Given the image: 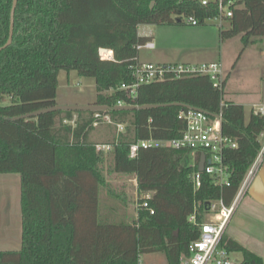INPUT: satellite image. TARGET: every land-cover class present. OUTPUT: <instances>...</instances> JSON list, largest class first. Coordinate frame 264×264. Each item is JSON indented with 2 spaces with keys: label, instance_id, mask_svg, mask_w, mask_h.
Returning a JSON list of instances; mask_svg holds the SVG:
<instances>
[{
  "label": "trees",
  "instance_id": "16d2710c",
  "mask_svg": "<svg viewBox=\"0 0 264 264\" xmlns=\"http://www.w3.org/2000/svg\"><path fill=\"white\" fill-rule=\"evenodd\" d=\"M233 16L220 29L223 42L241 37L243 49L264 38V0H238ZM13 0H0V47L9 38ZM215 3L201 0H18L13 43L0 52V175L16 174L22 184V246L0 251V264H141V257L164 254L168 264H181L198 227L188 222L198 209L201 221L211 201H234L249 169L262 149L264 117L246 118L242 105L225 102L222 89L209 76L168 77L141 85L129 99L121 85L135 80L131 66L139 61V46L148 38L139 28L188 25L215 20ZM111 50L114 60H101L100 50ZM76 71L95 81L99 111H53L22 116L58 105L59 74ZM160 105L151 109L117 108ZM182 105L210 114H223L224 132L238 149L226 154L232 171L230 187H215L204 174L202 187L190 180L191 151L168 147H131L150 139L181 137L186 124L178 117ZM95 114L109 115L116 148L111 173L135 174L138 214L132 221L109 223L100 216V192L107 186L104 157L92 139L98 127ZM68 121V123H66ZM125 132L117 134V125ZM150 194V208L142 198ZM229 250H241L249 262L254 255L222 240Z\"/></svg>",
  "mask_w": 264,
  "mask_h": 264
},
{
  "label": "built area",
  "instance_id": "2783aa9c",
  "mask_svg": "<svg viewBox=\"0 0 264 264\" xmlns=\"http://www.w3.org/2000/svg\"><path fill=\"white\" fill-rule=\"evenodd\" d=\"M202 4L207 6L215 3L218 8V16L215 20L219 22L220 29L223 28L224 22L233 16L234 8L239 7L238 0H201ZM190 26H198V21L189 17L185 20ZM154 43L148 42L138 49H153ZM101 60L113 61L114 53L111 50L100 52ZM134 77L132 84H122L121 90L126 91L129 99H135L138 89L141 85L149 84L157 81H164L168 77L183 78L188 76L206 75L209 76L214 87L222 89L224 80V71L221 63H204L201 65L169 63L154 64L138 61L131 66ZM128 104L119 102L117 107H124ZM253 113L257 116L264 117V104H257L253 107ZM178 117L185 122L186 129L181 137L170 141L146 140L131 147V158H136L140 148H161L168 147L174 150L191 151V166L197 167L198 170L191 174L190 180L196 190L202 187L203 175L207 174L212 178L213 185L221 189L230 187L232 184V171L227 164L226 154L229 151L237 150L239 145L236 139L228 136L223 129V114H210L199 108L192 106H182L178 112ZM95 127L101 124H112L109 115L95 114ZM68 123V121H66ZM125 125H117V134L125 132ZM264 136L261 134L260 139ZM115 144H98L96 150L102 153H113ZM205 157L204 169L199 171V165L202 156ZM264 162V143L262 149L249 169L245 179L243 180L240 190L231 205H226L224 199L211 201L207 205L206 213L203 219L199 220L198 209L190 215L188 222L200 231L199 238L193 241L188 253L181 257V264H245L236 260L232 256V252L222 245V240L226 227L232 218L238 203L248 190L255 174L261 163ZM151 195L148 194L142 198V204L139 208L149 210L154 214V210L150 208L149 200ZM142 261V257L140 262Z\"/></svg>",
  "mask_w": 264,
  "mask_h": 264
},
{
  "label": "rangeland",
  "instance_id": "374dc122",
  "mask_svg": "<svg viewBox=\"0 0 264 264\" xmlns=\"http://www.w3.org/2000/svg\"><path fill=\"white\" fill-rule=\"evenodd\" d=\"M146 28H154L157 31L156 40L157 43L159 41V47L153 52L140 49L139 55L144 62L156 61L159 56L165 55L171 60L189 61L190 64L195 65L221 63L225 73L231 74L229 82L231 97H228V92L225 93L226 100L247 102L260 97L262 87L260 85H264V54L262 53L264 43L261 44L260 40L263 39L264 42V38L248 47L238 60L243 49L241 37L223 43L217 20L207 22L206 26H141V30ZM58 80L57 102L59 105H95L97 89L93 79L82 77L76 71L62 70ZM253 107L252 111L250 107L245 109L247 119L253 113ZM113 135L114 129L112 127L101 124L93 138L99 142L98 144H106L112 140ZM261 141L263 144L264 139L261 138ZM103 157L101 169L108 183L101 194V213L108 220H122L127 215L130 220H134L136 218L135 206L138 207V204L136 203L132 180L121 177L118 173H111L112 155L104 153ZM17 191L19 210L20 177L18 175H0V209L2 210V212L0 210V249H13L20 246L22 226L21 223L19 225L18 222L14 221V215L18 213V210L13 208ZM116 194H121L125 204L117 199ZM14 225L15 237H13V230H10V227L12 229ZM7 227L9 232L6 234ZM16 239L18 241L17 246L15 245ZM234 258L241 261V254L236 253ZM141 264L168 263L165 255L160 253L144 255Z\"/></svg>",
  "mask_w": 264,
  "mask_h": 264
},
{
  "label": "crops",
  "instance_id": "0c3cea01",
  "mask_svg": "<svg viewBox=\"0 0 264 264\" xmlns=\"http://www.w3.org/2000/svg\"><path fill=\"white\" fill-rule=\"evenodd\" d=\"M156 33H157V31H155L154 28H150V29L146 28L145 30H141V27L139 28V34L143 37L148 38L149 39L148 42L154 43L153 49H143V50H147L148 52H153V51H156L158 49L159 41L157 43V40H156L157 34ZM227 41H229V40H227ZM258 41L259 40H257V42ZM260 41H261V44L264 43L263 39H261ZM252 45H254V44H252ZM252 45H249L248 47H250ZM262 53L264 54V49L262 50ZM221 56H222V53H221ZM139 61L144 62L140 58V55H139ZM154 62H158V63H154ZM144 63H154V64L184 63V64H190L189 61L186 62V61L171 60L167 56L165 57V55L161 56V57L159 56V58H157L156 61L149 60V61H146ZM223 69H224V66H223ZM223 71H224V80H225V78H227L225 93L228 92V97H229L231 95V92H230L231 88L229 87L231 74H227V72L225 73V70H223ZM260 86H262L260 97L254 99L252 101L236 102L234 100H226L225 97H224V100H225V102H231V103L242 105L244 107V109H246L247 107H250V109L252 111V107L255 104H264V85H260ZM59 106H62V105H59ZM96 131L94 132V134L96 133ZM94 134L92 136L93 140H94V138H93ZM262 139H264V136L262 137ZM94 141L97 142L96 140H94ZM260 141H261V139H260ZM97 143H99V142H97ZM261 143H262V141H261ZM11 175H16V174H11ZM118 175H120L121 177H124V178H129V180H132V187L134 188V193L136 196V203L138 204V199H139L138 191H137L138 190V180H137L136 175L135 174H118ZM16 180H18V179H16ZM107 183H108V181H107ZM104 188H102V190L100 192V216H101L102 220L109 222V223H121L122 221L132 222L133 220H130L128 218V215L125 216L122 220H116V221L114 219L108 220V218H106L102 215V213H101V194H102V191ZM20 191H21V193L19 194V210H18V198H17L18 191L16 192V200H15L13 208L18 210V213H15V215H14V221L18 222L19 225L21 223V226H22V206H21L22 184H21V177H20ZM116 197L118 200L122 201L123 204H125L124 198L121 197V194H116ZM2 209H5V208H2ZM135 210H136V217H137L138 207L135 206ZM1 212H2V210H1ZM4 214H6V213L4 212ZM13 228H15V225L12 227V229L10 227V230H13ZM5 232H6V234L9 232L8 227L5 230ZM16 236H17V232H16ZM13 237H15L14 230H13ZM223 239L225 241H228V242L237 243L238 245H240L241 247H243L244 249L249 251L251 254H253L255 259L253 261L251 259V260H249V262H261V264H264V162L261 163L260 166L258 167L256 174H255L248 190L246 191L245 195L243 196V198L238 203V206L236 207V210H235L232 218L230 219V221L226 227ZM18 241H19V238H18ZM18 241L16 239V241H15L16 246L18 244L17 243ZM20 241L21 242H19V245H20L19 248H13V249L12 248H5V249H0V251H15V250L17 251V250H20L21 246H22V231H21V235H20ZM230 251L232 252L233 257L236 255V253H240L241 254V261L244 263H245V261H247L244 253L241 250L234 248V249H231Z\"/></svg>",
  "mask_w": 264,
  "mask_h": 264
},
{
  "label": "water",
  "instance_id": "95a60500",
  "mask_svg": "<svg viewBox=\"0 0 264 264\" xmlns=\"http://www.w3.org/2000/svg\"><path fill=\"white\" fill-rule=\"evenodd\" d=\"M18 5V0H13V6H12V10H11V19H10V32H9V38L6 42V44L2 47H0V52L4 51L5 49H7L8 47H10L13 43V38H14V31H15V12H16V8ZM100 52H107L106 49H101ZM173 106H186V105H182L179 103H174L172 104ZM160 105H145V106H140V107H117L122 108V109H151V108H155V107H159ZM67 110H71V111H99V110H108V107H101V106H55L53 108H48V109H44L41 111H37L25 116L20 117L19 119H27V118H32V117H37L41 114L44 113H48V112H53V111H67ZM204 163H205V157L204 155L202 156V161L199 165V171H203L204 169Z\"/></svg>",
  "mask_w": 264,
  "mask_h": 264
}]
</instances>
